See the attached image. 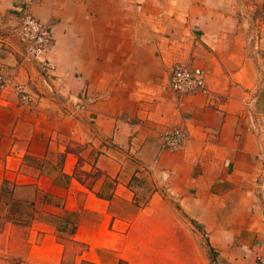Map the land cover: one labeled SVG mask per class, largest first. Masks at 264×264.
<instances>
[{
	"label": "crops",
	"instance_id": "obj_1",
	"mask_svg": "<svg viewBox=\"0 0 264 264\" xmlns=\"http://www.w3.org/2000/svg\"><path fill=\"white\" fill-rule=\"evenodd\" d=\"M22 10L52 33L51 80L23 60ZM177 63L207 92L175 94ZM0 72V209L25 247L0 264H119L141 219L120 210L145 191L141 211L174 203L215 264H263L264 0H0ZM176 127L185 147L162 150Z\"/></svg>",
	"mask_w": 264,
	"mask_h": 264
},
{
	"label": "rangeland",
	"instance_id": "obj_2",
	"mask_svg": "<svg viewBox=\"0 0 264 264\" xmlns=\"http://www.w3.org/2000/svg\"><path fill=\"white\" fill-rule=\"evenodd\" d=\"M149 191L142 194L135 207L123 205L121 215L129 221L141 219L131 228L134 247L126 250L119 264H215L213 254H208L207 241L197 232V226L174 203L157 208L156 212L147 209ZM143 206V207H141ZM0 209V257L17 261L25 252L21 228L5 223ZM81 245H69L65 261L72 263ZM89 264V263H85ZM113 264V263H111Z\"/></svg>",
	"mask_w": 264,
	"mask_h": 264
},
{
	"label": "built area",
	"instance_id": "obj_3",
	"mask_svg": "<svg viewBox=\"0 0 264 264\" xmlns=\"http://www.w3.org/2000/svg\"><path fill=\"white\" fill-rule=\"evenodd\" d=\"M19 40L25 45L24 61L37 63L46 80H51L54 63L46 57L53 44V36L49 27L27 10H22L20 24L17 29ZM169 87L180 97L207 92V72L197 66L177 63L169 72ZM11 79L0 72V94L11 85ZM20 103L29 104L33 98L25 87L13 84ZM161 149L171 152L182 150L189 140V133L182 127L167 129L160 135ZM264 264V259L261 261Z\"/></svg>",
	"mask_w": 264,
	"mask_h": 264
}]
</instances>
